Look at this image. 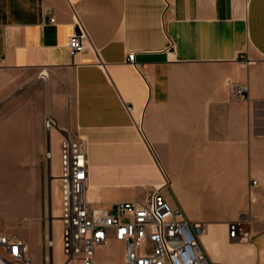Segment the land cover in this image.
I'll return each mask as SVG.
<instances>
[{
    "label": "crops",
    "instance_id": "obj_1",
    "mask_svg": "<svg viewBox=\"0 0 264 264\" xmlns=\"http://www.w3.org/2000/svg\"><path fill=\"white\" fill-rule=\"evenodd\" d=\"M80 24L89 39L72 54ZM0 77V154L26 170L0 186L6 204L19 200L2 208L0 232L26 240L32 264H45L50 238L42 174L69 135L86 139L94 206L143 199L167 176L164 194L204 223L212 261L264 264V0H0ZM115 185L134 192L112 200Z\"/></svg>",
    "mask_w": 264,
    "mask_h": 264
},
{
    "label": "built area",
    "instance_id": "obj_2",
    "mask_svg": "<svg viewBox=\"0 0 264 264\" xmlns=\"http://www.w3.org/2000/svg\"><path fill=\"white\" fill-rule=\"evenodd\" d=\"M54 20V18H51ZM89 35L80 24L68 41L72 54L83 51ZM136 53L128 60L135 62ZM232 92L245 98L247 87L233 83ZM58 126L53 116L46 127ZM52 158V151L46 154ZM88 158L84 137L66 136L61 143L59 172L55 181L61 194L62 264H95L97 247L114 239L124 246V264H216L201 246L205 225L191 220L182 206L173 204L164 194L167 180L149 190L143 199L121 200L110 207L94 206L86 195ZM256 183V180H254ZM247 217L229 224L232 238L245 233ZM51 245L54 240H50ZM0 264H32L26 240L15 233L0 232Z\"/></svg>",
    "mask_w": 264,
    "mask_h": 264
},
{
    "label": "rangeland",
    "instance_id": "obj_3",
    "mask_svg": "<svg viewBox=\"0 0 264 264\" xmlns=\"http://www.w3.org/2000/svg\"><path fill=\"white\" fill-rule=\"evenodd\" d=\"M1 77H0V82H1ZM1 92V91H0ZM22 92V91H21ZM20 92H18L19 94ZM24 94H22L23 96ZM6 107H2L0 108V113L1 112H7V109H5ZM50 116V114L48 115ZM47 116V117H48ZM47 119V118H46ZM45 126H46V121H45ZM47 128V127H46ZM53 152H54V157L52 159V171L56 172L57 171V165H58V151H55V148L53 147ZM60 151H59V155H60ZM47 151L44 152V157L47 160ZM6 154H0V186L2 187H8L9 183H6V181H8L10 178L13 179L15 176L20 175L21 173H26L22 168L16 166V163H9L7 161V159H5L6 157L4 156ZM24 171V172H23ZM51 171V175H50V180L48 178V176L46 175V172L44 171L42 174V193H43V204H44V208L46 209V232L49 231V224H50V218H51V214H49L50 208L52 209V214L54 215V219H57L59 221V219L57 218L55 212H53L54 210H57L59 207V203L56 200V196H54L53 194H49V181L52 184V191L55 192L58 188V184L55 181L56 179V175L58 174V172L55 174ZM14 180V179H13ZM166 180H168L167 176H166ZM169 188L168 186V181L167 184L165 185V187L163 188L166 189ZM173 193L172 190H170ZM109 196L110 198L113 200L115 199H126L131 197L132 193L134 192V188L132 187H128L125 185H115L112 186L111 188H109ZM1 195V194H0ZM174 196V195H173ZM19 202V200H10L7 202L3 200V198L0 196V216L2 215V208L7 205V207H12L13 209H15V207L17 206V203ZM107 206L110 207V204H108L106 202ZM2 218V217H1ZM2 221V220H1ZM51 248H53V252H54V258H55V262L57 261H63L65 258V255L62 252V248L60 245H51L50 243V238H49V233L46 236V241L44 243V256H45V264H49V260H50V250ZM124 246L121 242L116 241L114 239L110 240L108 243H105L99 247H97L96 252H95V264H124Z\"/></svg>",
    "mask_w": 264,
    "mask_h": 264
},
{
    "label": "water",
    "instance_id": "obj_4",
    "mask_svg": "<svg viewBox=\"0 0 264 264\" xmlns=\"http://www.w3.org/2000/svg\"><path fill=\"white\" fill-rule=\"evenodd\" d=\"M47 139L48 142H51V130L48 131L47 133ZM51 150V148L49 149ZM50 170H51V165L49 166ZM51 193H52V186L50 189ZM49 214H51V218H50V224H49V230H50V240H53V226H52V222L55 220L54 215L52 214V209L50 208ZM49 264H54V252H53V248H51L50 250V260H49Z\"/></svg>",
    "mask_w": 264,
    "mask_h": 264
}]
</instances>
